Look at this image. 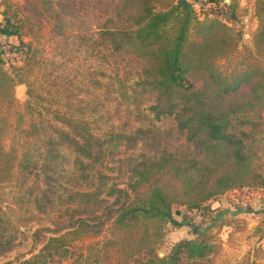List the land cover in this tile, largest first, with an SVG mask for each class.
<instances>
[{"label":"rangeland","instance_id":"374dc122","mask_svg":"<svg viewBox=\"0 0 264 264\" xmlns=\"http://www.w3.org/2000/svg\"><path fill=\"white\" fill-rule=\"evenodd\" d=\"M117 1L0 0V11L7 8L22 40L19 44L16 36L6 39L0 35L2 55L15 66L29 59L14 88L18 106L9 110L7 122L0 125L6 149L17 154L12 175L0 179V264L35 259L37 264H58L60 254L51 250L50 255L44 248L48 238L63 234L80 220L96 227L66 240L74 256L115 237L117 231L107 216L122 201L117 189H128L133 199L144 195L150 185L176 183L164 177L131 192L132 169L142 161L164 152L184 165L192 164L193 159L196 163L190 171L194 175L205 166H217L216 173L231 166L212 165L216 156L187 139L175 114L156 117L151 112L158 93L142 81L146 62L129 51H113L104 34L105 22L114 14ZM243 26L244 30L238 26L237 51L218 61L223 71H228L239 52L251 44L254 30L248 20ZM187 77L193 88L203 82L200 72ZM247 90V85L241 88ZM173 100L175 112L193 105V101L176 95ZM26 101H31V108L24 106ZM38 113L79 141L92 137L88 145L92 155L76 151L51 127L45 134L53 140L51 144L26 138L23 129ZM75 191L93 192L90 202H94L83 212L73 198ZM172 207L173 218L186 225L167 223L156 246L159 256L179 240L192 239L202 231L216 234L219 249L213 264H264V186L228 191L199 208L189 209L180 203ZM104 219L108 222L101 227Z\"/></svg>","mask_w":264,"mask_h":264},{"label":"trees","instance_id":"16d2710c","mask_svg":"<svg viewBox=\"0 0 264 264\" xmlns=\"http://www.w3.org/2000/svg\"><path fill=\"white\" fill-rule=\"evenodd\" d=\"M202 2L209 4V8L199 17L195 9L189 13L178 7L176 0H118L114 14L105 22L104 34L113 51L126 50L146 62L142 81L158 93L155 103L150 106L151 112L156 117L175 114L187 139L196 148L216 156L212 165L230 163L231 166L219 173H216L217 166H205L201 173L194 175L190 170L195 160L184 165L165 152L138 163L132 169L134 177L128 184L131 192L164 177L176 181L175 185H150L144 195L133 199L128 189H117L123 195L122 201L107 216L117 235L74 256L66 246V240L86 235L91 227L96 226L83 220L72 223L68 226L71 229L49 237L45 244L46 252L51 255L54 250L62 261L67 258L66 253L68 256L71 253L67 262L58 264H213L219 245L216 234L211 232L201 231L192 239L183 238L173 244L168 253L158 255L156 246L161 242L167 223L176 227L186 225L173 218V204L199 208L228 191L251 186L263 188L264 0H254L256 27L251 44L239 52L238 59L228 71H223L218 61L238 49L241 31L236 26L237 2ZM7 14L4 7L0 11V35L6 39L16 36L21 44V37ZM2 53L0 50V125L7 122L9 110L18 106L14 88L21 79L17 76L29 63L25 58L24 65L15 66L3 59ZM191 72L203 74L200 87L193 88L188 82L187 75ZM244 85L248 86L245 92L241 91ZM241 93L240 97L229 98ZM175 95L193 101V105L175 112ZM30 102L26 101L24 105L28 109L31 108ZM49 127L58 135L63 134L64 140L76 151L88 157L92 155L88 149L92 137L79 141L68 131L51 125L41 113L29 119L23 133L26 138L47 145L53 143L45 136ZM93 144L98 143L94 141ZM16 156L14 150L6 149L0 137L1 180L12 175ZM92 196L91 191H75L73 194L82 212ZM108 221L104 219L101 227ZM36 260L21 264H37Z\"/></svg>","mask_w":264,"mask_h":264},{"label":"crops","instance_id":"0c3cea01","mask_svg":"<svg viewBox=\"0 0 264 264\" xmlns=\"http://www.w3.org/2000/svg\"><path fill=\"white\" fill-rule=\"evenodd\" d=\"M199 1H202V0H199ZM225 1L229 2L230 0H225ZM235 1L237 2L236 26L237 27L239 26L242 30H244L243 22L244 21L246 22L248 20L250 24V28L254 30L256 27V18L253 13L254 0H235ZM245 27L247 28V24L245 25Z\"/></svg>","mask_w":264,"mask_h":264},{"label":"built area","instance_id":"2783aa9c","mask_svg":"<svg viewBox=\"0 0 264 264\" xmlns=\"http://www.w3.org/2000/svg\"><path fill=\"white\" fill-rule=\"evenodd\" d=\"M189 1L199 17H202L204 15V11L209 8V4L203 3L202 1L199 0H189Z\"/></svg>","mask_w":264,"mask_h":264},{"label":"water","instance_id":"95a60500","mask_svg":"<svg viewBox=\"0 0 264 264\" xmlns=\"http://www.w3.org/2000/svg\"><path fill=\"white\" fill-rule=\"evenodd\" d=\"M176 4L178 7H181L183 10L186 12H192L193 11V6L188 0H176ZM1 50V48H0ZM3 59H6L4 55H2Z\"/></svg>","mask_w":264,"mask_h":264}]
</instances>
